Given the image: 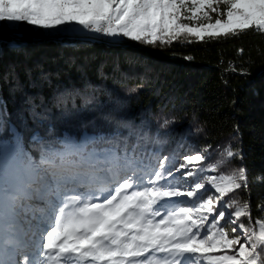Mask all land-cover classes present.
I'll list each match as a JSON object with an SVG mask.
<instances>
[{
    "label": "snow or ice",
    "instance_id": "6c2138e0",
    "mask_svg": "<svg viewBox=\"0 0 264 264\" xmlns=\"http://www.w3.org/2000/svg\"><path fill=\"white\" fill-rule=\"evenodd\" d=\"M8 22L55 30L51 36L62 46L66 34L85 35L81 29L170 45L181 37L202 42L249 29L264 31V0H0V24L11 27ZM96 39L88 36L83 43ZM6 46L29 56L20 32ZM66 62L86 77L75 57ZM104 67L98 66V79L109 78ZM24 75L27 86L15 65L0 76L10 85L14 103L20 96L14 118L0 96V132L12 133L0 135V264H264V220L258 230L251 221L248 226L238 223L250 216L249 204L236 199L223 203L226 195L246 186L244 167L201 179L207 169L196 165L210 157L171 128L174 120L157 122L154 130L144 118L129 117L121 97L88 79L79 88V105L69 109L63 104L66 89L52 84L59 72L37 63L25 67ZM45 87L52 89L50 96L44 95ZM93 112L85 121V114ZM73 120L83 130L79 139L68 132L62 139L52 138L57 121ZM103 125H111V131ZM26 132L42 145L36 156L25 148ZM157 134L169 139L156 143L175 139L177 148L196 154H184V162L175 167V150L169 155L137 150ZM236 155L227 150L217 163L224 166ZM189 178L193 183L182 191ZM179 197L192 206L165 207ZM226 217L238 225L240 235L236 227L229 233L220 226Z\"/></svg>",
    "mask_w": 264,
    "mask_h": 264
},
{
    "label": "trees",
    "instance_id": "16d2710c",
    "mask_svg": "<svg viewBox=\"0 0 264 264\" xmlns=\"http://www.w3.org/2000/svg\"><path fill=\"white\" fill-rule=\"evenodd\" d=\"M0 29L5 40L0 48V76L10 72V65H15L21 81L27 86L25 67L34 68L40 63L46 71L59 72V79L53 78L52 84L66 89L62 92L63 104L69 109L79 105L78 97L82 95L79 88L88 79L93 85L110 90L109 95L115 93L121 97L126 105V114L144 118L154 130L157 122L174 120L171 128L186 134L192 148L198 147L201 154L210 157L196 165L207 169L201 174V179L210 174L227 175L244 167L246 186L226 195L223 203L227 204L232 199L248 203L250 216L241 218L238 223L248 226L251 221L257 230L258 223L264 220V32L249 29L202 42H188L181 37L170 45L159 42L145 45L128 38H123V44L119 45H86L83 43L85 40L63 39L66 43L62 46L58 39L44 35L38 37V32L24 22L16 28L2 25ZM15 31L23 33L26 44L23 51L29 54L27 59L6 46ZM68 57H75L76 65L85 66L86 77L76 70V66L66 62ZM102 63L109 77L107 80L98 79L97 68ZM117 64L118 70L114 71ZM35 76L34 70L33 78ZM70 85L76 87H66ZM9 87L8 83L0 80V96L7 101L8 112L14 118L20 96L16 94L14 103ZM43 93L50 96L52 89L45 87ZM95 115V112L85 114L84 120ZM97 123L103 122L97 120ZM78 125L76 120L57 121L52 138L62 139L63 133L68 132L79 139L83 130ZM103 127L108 132L112 126ZM31 134H24V144L26 150L36 156L42 145L32 142ZM0 135L9 138L12 133L8 130L0 132ZM43 139L50 138L44 136ZM168 139L157 134L154 140H146L137 150L146 148L150 153L162 155L175 150L179 153L175 167L184 162V154H196L184 151L183 147L177 148L175 139L167 143L155 142ZM206 148L208 151L204 152ZM227 150L238 155L220 166L217 162L222 156L226 158ZM213 164H216L215 168ZM171 165L169 161L170 170L174 171ZM193 179L189 178V181L193 183ZM229 211H234V208ZM220 226L236 227V234H241L238 225L231 224L228 217L221 221Z\"/></svg>",
    "mask_w": 264,
    "mask_h": 264
},
{
    "label": "rangeland",
    "instance_id": "374dc122",
    "mask_svg": "<svg viewBox=\"0 0 264 264\" xmlns=\"http://www.w3.org/2000/svg\"><path fill=\"white\" fill-rule=\"evenodd\" d=\"M213 17L215 18V14H213ZM185 22H188V21H185ZM191 23L195 24V22H191ZM8 24L11 25L12 28H14V27L16 28L17 26H19L21 24V22H8ZM2 25L3 24H0V27ZM29 26L32 27L34 30H36L38 32V34H37L38 37H39V35H44L46 37H50V38L54 39L51 36V33L54 32L55 30L42 29V28H39L38 26H33V25H29ZM72 27L80 28L79 25H73ZM81 31L85 32V35H80V33H71V34H66L63 37V39L66 40V41H70V40H85V39H87L88 36H93V35L97 36V39L100 37V36L96 35L95 33H86V30H82L81 29ZM15 32H20V31H15ZM261 32H263V31H261ZM20 33H22V32H20ZM2 36H3V33H2ZM2 36H0V37H2ZM123 38L124 37L111 38V37H105L104 36V42L100 41L99 40L100 38L98 39V41L102 42L101 44H103V43L108 44L107 46L119 45V44H123V42H122ZM189 184H192V182H190L188 180L187 182H185L182 185L181 190L182 191L187 190ZM181 206H192V205H191V202L188 199H186L185 197L172 198L171 200H168V201L165 202V207L168 210H176V209H178V207H181ZM160 210L162 212V215L165 214L164 213V209H160ZM224 228H225V230L227 232H229V233L231 232V229L226 228V227H224ZM257 230H258V225H257ZM237 235H239V234H237ZM241 242H243V241H241Z\"/></svg>",
    "mask_w": 264,
    "mask_h": 264
},
{
    "label": "built area",
    "instance_id": "2783aa9c",
    "mask_svg": "<svg viewBox=\"0 0 264 264\" xmlns=\"http://www.w3.org/2000/svg\"><path fill=\"white\" fill-rule=\"evenodd\" d=\"M263 32H264V31H263ZM96 35L100 36V37H99L100 40H102V41L104 42V36H103V35H101V34H96ZM99 38H98V39H99ZM3 42H5V40H4L2 37H0V47L2 46Z\"/></svg>",
    "mask_w": 264,
    "mask_h": 264
},
{
    "label": "bare ground",
    "instance_id": "6f19581e",
    "mask_svg": "<svg viewBox=\"0 0 264 264\" xmlns=\"http://www.w3.org/2000/svg\"><path fill=\"white\" fill-rule=\"evenodd\" d=\"M83 39H84V38H83ZM85 40H86V39H85ZM99 40H100V39H99ZM100 41H102V40H100ZM100 41H98V39H96V40L93 41L92 43H102V42H103V41H102V42H100ZM103 44H104V45H108V44H106V43H103ZM1 47H2V46H1ZM1 47H0V48H1Z\"/></svg>",
    "mask_w": 264,
    "mask_h": 264
},
{
    "label": "water",
    "instance_id": "95a60500",
    "mask_svg": "<svg viewBox=\"0 0 264 264\" xmlns=\"http://www.w3.org/2000/svg\"><path fill=\"white\" fill-rule=\"evenodd\" d=\"M262 72H260V74H261Z\"/></svg>",
    "mask_w": 264,
    "mask_h": 264
}]
</instances>
